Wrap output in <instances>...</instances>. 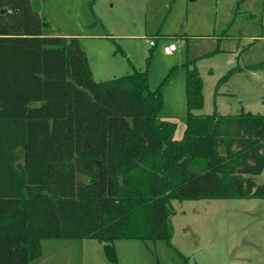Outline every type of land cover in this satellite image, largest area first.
<instances>
[{
	"label": "trees",
	"instance_id": "obj_1",
	"mask_svg": "<svg viewBox=\"0 0 264 264\" xmlns=\"http://www.w3.org/2000/svg\"><path fill=\"white\" fill-rule=\"evenodd\" d=\"M31 1L0 0V264L84 238L117 263V239L170 244L174 199L264 198V113H195L202 82L189 61L176 139L147 68L94 80L78 38L47 34Z\"/></svg>",
	"mask_w": 264,
	"mask_h": 264
},
{
	"label": "rangeland",
	"instance_id": "obj_2",
	"mask_svg": "<svg viewBox=\"0 0 264 264\" xmlns=\"http://www.w3.org/2000/svg\"><path fill=\"white\" fill-rule=\"evenodd\" d=\"M40 3L45 32L77 37L94 80L147 68L149 89L160 86V120L180 121L184 116L189 61L202 82L198 113H264V64L256 66L264 62V0ZM170 42L177 50L166 55L162 47ZM176 132L180 139L182 130ZM256 180L263 181L261 176ZM170 209V244L164 239H122L117 264H264V198L174 199ZM90 240L94 243L88 251L96 252L99 241ZM74 241L43 240L42 256L32 264H81L79 246L69 245Z\"/></svg>",
	"mask_w": 264,
	"mask_h": 264
},
{
	"label": "crops",
	"instance_id": "obj_3",
	"mask_svg": "<svg viewBox=\"0 0 264 264\" xmlns=\"http://www.w3.org/2000/svg\"><path fill=\"white\" fill-rule=\"evenodd\" d=\"M39 10V9H38ZM39 12V11H38ZM40 14V13H39ZM166 44V43H165ZM177 50V49H176ZM175 50V51H176ZM174 51V52H175ZM173 53V52H172ZM171 53V54H172ZM165 54V53H164ZM166 55H170V54H166ZM198 110H195V113H198L197 112ZM186 112V111H185ZM198 114H201V113H198ZM184 115H185V113H184ZM168 120H173V121H176L177 122V124L179 125L178 127H177V132H176V135H177V133H178V135L179 134H181V130H182V132H183V127H184V124H183V122H182V118L180 119V121H177V119H168ZM175 138H177L176 136H175ZM120 240H122V239H117V240H115L114 241V247H115V250H116V254H117V262H118V250H117V247L120 245ZM128 240H138V239H128ZM94 242H92V240H90V239H88V238H84V239H81V240H76V241H74V242H71L69 245H73V246H76V247H78V248H80V250H81V257H82V260H81V264H86L85 263V256L87 255V261H89V262H87L88 264H91L90 262H92L93 260H92V258L94 259V261L96 262V261H98V263L97 264H106V263H109V264H117V263H111L110 261H108V259L105 257V255H104V251H103V243H101V242H98L99 244H95L94 246V248H95V250H96V252H93V251H88V249H90V246L93 244ZM97 248L99 249L100 248V250H97ZM102 252H103V255H104V258L102 257ZM102 259H105V260H102ZM93 261V262H94ZM107 261V262H106ZM94 262V263H95ZM38 264H43V262H41V260H39V262H38ZM96 264V263H95Z\"/></svg>",
	"mask_w": 264,
	"mask_h": 264
},
{
	"label": "built area",
	"instance_id": "obj_4",
	"mask_svg": "<svg viewBox=\"0 0 264 264\" xmlns=\"http://www.w3.org/2000/svg\"><path fill=\"white\" fill-rule=\"evenodd\" d=\"M177 49V45L176 43L170 42L168 44H166L165 46L162 47V51L165 54H171L172 52H174ZM262 178L264 179V169L262 171L261 174Z\"/></svg>",
	"mask_w": 264,
	"mask_h": 264
},
{
	"label": "water",
	"instance_id": "obj_5",
	"mask_svg": "<svg viewBox=\"0 0 264 264\" xmlns=\"http://www.w3.org/2000/svg\"><path fill=\"white\" fill-rule=\"evenodd\" d=\"M40 0H32L31 1V7L34 11H38V9L40 8ZM21 154V152H20ZM97 166L99 165V161L98 160H95Z\"/></svg>",
	"mask_w": 264,
	"mask_h": 264
}]
</instances>
